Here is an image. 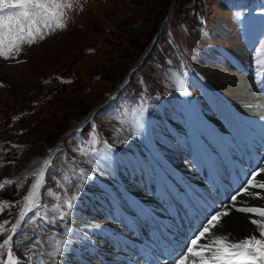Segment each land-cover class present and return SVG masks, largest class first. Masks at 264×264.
<instances>
[{
	"label": "rangeland",
	"instance_id": "obj_1",
	"mask_svg": "<svg viewBox=\"0 0 264 264\" xmlns=\"http://www.w3.org/2000/svg\"><path fill=\"white\" fill-rule=\"evenodd\" d=\"M171 3L172 0H81L83 10H79L78 6L77 11L68 13L66 29L57 31L30 47L24 46L15 59L0 58V68H6L7 73L6 76H0V83L4 85L0 87V208L3 209L0 211V224L4 221L12 223L16 221L23 209L19 200L23 201L30 188V185L28 186L30 179L32 182L30 173L38 168L45 158H52V167L46 173L44 189L41 191L47 203L41 199L40 203L46 205V209L39 211L40 215L46 211L48 217H54L57 206L70 195L76 193V199L78 198V193L88 182L90 175L88 173L92 170L97 171L95 168H100L101 162H105L107 167L114 170L113 166L118 165V157L123 153L121 163H124L127 173L117 171L116 174L119 179L121 177L126 179L129 175L134 176L138 169L128 164V157L142 155L146 160L149 158L142 152L137 142L140 141L142 146L154 148L157 153L154 158H157L159 164L164 162L162 156L169 155L167 148L172 151L176 147H171V142H176L175 145L180 143L179 137L174 136L171 128L160 126L164 118L175 122L173 114L176 118L175 113L179 112L178 99L181 96L178 93L181 88L175 83L173 73L183 74L186 71L187 75H190L186 80L188 84L186 88L193 95L197 96L202 89L199 90L198 83L192 79L194 72L186 60L180 59L169 36L162 35L158 38L160 42L156 44L159 46L154 54L146 51L151 43L149 40L169 19L166 15L173 7ZM189 3L186 0L185 6L187 7ZM192 3L193 1L190 7ZM215 7L216 18L210 27L211 33L209 34L210 30L208 33L203 32V38L196 35L191 19L184 22L175 21L172 27L184 44L192 65L199 67V74L209 85L212 84L211 86L217 89L222 97H227L230 102L234 99L241 102V105L233 109L242 112L246 109L244 107L246 102L255 101L252 98L250 100H241L236 96L232 98V90L227 86H220L221 81L213 72L215 69L222 71L231 69L230 61L225 52L221 53V49L232 52L241 43H245L248 48L254 50L264 43V4H258L251 13L246 11L240 13L232 2L225 13L218 4H215ZM176 12L177 7L174 13ZM222 14L224 16H220ZM241 14H251L246 27L247 39H244V35L246 37L247 35L243 30L245 22L242 23ZM174 20L176 18H173L172 22ZM246 42L251 45L248 46ZM145 51L148 56L143 65L135 69L133 78L125 83L129 70L136 65ZM62 71L67 72L66 76L70 83L64 85L54 83L55 86L52 87V83L48 81L49 74ZM241 75L238 71L233 76L223 77V81L237 82ZM121 83H125L124 86L114 93L117 85ZM181 90L185 98L187 95L183 89ZM255 90L263 91L261 88ZM221 101L228 114H233L224 105L229 103ZM159 102L163 104L157 108ZM142 104L146 111L141 113L138 109ZM95 106H98L96 111L81 125ZM162 112L167 113V116L162 115ZM147 114L158 121L160 119L153 131L158 139L156 144L147 139L148 136L143 132L142 123L138 119L141 115L143 116L141 122L142 119L145 121ZM237 116L240 120H254L251 114L235 115ZM179 120L181 123L185 122L183 118ZM88 121L90 122L86 124ZM129 125H133L132 130L128 129ZM189 126L190 122L178 130L188 131ZM71 127L74 130L62 142L61 135ZM94 134L98 142L91 144L88 156H81L77 149L82 145L89 148L86 142L92 140ZM159 134L169 136L172 141L166 138L162 140ZM14 145L18 147H13ZM202 157L200 156V159ZM70 159L85 173L83 180L79 181L78 191L74 187L68 191L62 186L68 184L62 180L64 175L70 178L71 185H76L79 179V169H75ZM93 160L98 165H91L90 161ZM153 161L155 159H152ZM103 177L105 178V175ZM6 180L11 183L4 184ZM167 186L164 185L165 188ZM108 194L114 196L110 190ZM82 201L81 207H86L85 200ZM5 204L10 207H4ZM76 206L75 204V210L68 218L71 219L70 223H76L73 217L77 222L80 221L75 213ZM66 224L64 221L45 223L32 213L21 225L29 239L25 240L21 236V248H15L19 250L18 253L24 255L23 245L32 243L33 239H40L42 242L48 241L43 243L47 249L44 246L43 248L50 250L49 240L53 236L62 237L66 245L71 234L69 229L73 227ZM64 226L66 233L68 229L66 235L65 230H59ZM6 227L10 228L11 223ZM54 230L57 231L55 235ZM5 238L6 235H0V243ZM15 240L16 238L14 245ZM3 258H6V255L0 257Z\"/></svg>",
	"mask_w": 264,
	"mask_h": 264
},
{
	"label": "bare ground",
	"instance_id": "obj_2",
	"mask_svg": "<svg viewBox=\"0 0 264 264\" xmlns=\"http://www.w3.org/2000/svg\"><path fill=\"white\" fill-rule=\"evenodd\" d=\"M168 18V17H167ZM168 27V25H167ZM167 29V28H166ZM233 51V50H232ZM239 52H242L243 57L239 56ZM235 54L238 57V61L236 63L231 64V69L226 70H219L215 69L213 74L221 81L220 86H227L229 89L232 90V98L240 97V99H248L252 98L255 102H246L245 105L246 109L242 112L235 111L233 109V105H240L241 102L239 101H231L233 104L224 103V105L229 108L233 114H228L227 110L223 108L221 105V100L216 96L215 98L219 100L216 103H213L212 106L217 108V111L221 112V115L225 114L224 122L228 123V121H232L235 119V115H252L254 121H258V125L262 128V132L259 134L261 140L263 141L264 145V91H256V86L251 78H261L262 76L250 74L253 70L252 61L250 62V55L249 52H245L242 47H237L235 49ZM262 61L258 64L260 65ZM208 70V69H207ZM240 72L241 78L238 77V81H230L224 82V78L226 76H233ZM212 72V71H211ZM6 68H0V76H6ZM236 77V76H235ZM199 83L204 85L202 79H199ZM118 88V87H117ZM115 88V91L117 90ZM182 90L179 89V92ZM219 105V106H218ZM215 108V109H216ZM223 111H221V110ZM231 116L230 120L228 119ZM187 119V118H185ZM249 120V119H248ZM252 120V119H251ZM247 121V120H246ZM246 121L241 120L244 128L246 127ZM186 122V121H185ZM185 122L181 124H185ZM170 127V126H168ZM133 125H129L128 129L132 130ZM128 130V131H129ZM127 131V134L129 132ZM218 131L213 129V133L216 134ZM198 133V132H197ZM197 134H195V138H191L190 142L191 145L196 144ZM180 139V135H178ZM247 137L250 141L254 142V138L251 137L250 134H247ZM182 143L175 145V142H171V147L176 146L172 149L171 154H176L182 160L179 163H176L175 168H179L182 170H190L194 174L198 175L197 167L194 164L188 163L186 158V154L189 153L187 149L186 143L187 140L182 138ZM243 143L245 141L241 139ZM180 142V141H179ZM209 144V143H208ZM259 144V150H263L264 146ZM144 151H146L143 148ZM153 149H151V158L154 159L156 154H154ZM251 151V149H250ZM148 153V150L146 151ZM257 154V152H254ZM125 156V155H124ZM127 156V155H126ZM203 156V153H202ZM260 157L259 154H257ZM221 156L219 155L218 158ZM231 162L233 160H230ZM161 162V161H160ZM264 162V157L258 163ZM153 167H149L150 175L153 174L155 181H158V174L163 177L164 180L168 181L167 177L160 172H155V161L152 162ZM163 163V162H162ZM164 164L165 163L164 161ZM161 166H164L163 164ZM171 170H176L172 167V164L167 165ZM208 167L210 164L207 165ZM137 168V167H136ZM98 171L92 170L90 171L88 182L83 187V189L78 193V198L75 201L76 211L75 213L80 218V221L77 222L73 217L74 222L70 224L73 225L72 229H70V236L67 238V244L63 251V255L61 257H57V264H91L85 256H93L95 253L99 255L98 251L101 249L102 251L108 253L112 256L111 261L114 264H129L128 261L132 260L131 264H165L166 260H169L170 257H163L159 258L151 254V252L146 248V250L138 249V242L143 240L144 235L137 237L135 235V231L133 230L137 226L140 227V232L142 231L145 223L144 214L145 208L147 207L149 211L154 216L153 218L158 221L159 227L161 225L167 224L170 217L174 214V211L177 208H185L187 205L181 203L178 198L176 197V192L172 189V186H167L166 188L162 186L160 189H157L155 184H150L149 181L140 182L139 176L143 174L142 166H138L136 175H129L128 177L132 178V180L124 179L121 177L120 179L117 178L116 180L111 178L109 175L103 177L104 175L100 171V168H95ZM120 172L127 173V170L124 168V163L120 164L119 170ZM170 174V173H169ZM231 172L227 173L223 168L218 165L212 169V172L209 174L208 178H202L200 176H192L191 179L194 182H198L201 185V190L196 191L191 182H184L183 184L179 183V181H183L181 177L178 179L179 186L186 192L193 196V204L195 201L201 198L204 194H208L210 189L209 181L216 183H221L223 186V196L220 195V202H223L224 199L228 201L229 196L233 194L234 190H232V182H230L226 178H232L230 175ZM149 175V177H150ZM172 175V174H170ZM264 175V174H262ZM174 176V175H173ZM202 176V174H201ZM237 177L238 184L241 186L242 182L248 178L245 173L241 171H237V173L233 176ZM157 179V180H156ZM119 180V182H117ZM154 181V180H153ZM165 181V182H166ZM207 181L205 184L204 182ZM154 189V194L150 192L152 188ZM104 188V189H103ZM150 188V189H149ZM109 190L114 194L111 196ZM136 190V191H135ZM169 190L171 191V197H169L170 201H164L162 197L168 195ZM250 191L254 193H258L259 195L255 197H249L247 194L244 196L238 197L236 202V207L241 206H261L264 205V200H261L259 197L264 196V189H250ZM127 192H131L127 193ZM221 191L212 192L211 195H219ZM83 200H85L86 207H81L83 205ZM226 203V202H225ZM102 205V206H101ZM202 211L206 213L203 207ZM173 209V210H172ZM106 212L108 215L104 213ZM118 212V213H116ZM252 216V214L247 213H238L233 208L231 210V214L229 217L224 218L222 224L225 225L227 230H230L232 235L235 239L239 240L245 238L249 234V226L250 221H248L247 217ZM252 218H258L252 216ZM189 220L185 221V223H180L179 220L169 221L170 228H178L185 236L190 237L192 235L193 226H189L187 224ZM193 222V221H192ZM69 224V226H70ZM254 227V226H251ZM133 228V229H132ZM215 231V230H214ZM68 234V229H67ZM178 234H180L178 232ZM108 236L113 237L116 241L113 242L115 245L110 246L106 242V238ZM241 236V237H238ZM14 251L17 254L18 250L14 247ZM139 253L140 255L145 256V261L137 259L134 257V254ZM47 258V257H46ZM99 258V257H98ZM100 259V258H99ZM127 261V262H126ZM30 264V262H28Z\"/></svg>",
	"mask_w": 264,
	"mask_h": 264
},
{
	"label": "snow or ice",
	"instance_id": "obj_3",
	"mask_svg": "<svg viewBox=\"0 0 264 264\" xmlns=\"http://www.w3.org/2000/svg\"><path fill=\"white\" fill-rule=\"evenodd\" d=\"M78 6L82 11L81 0H0V58L15 59L20 55L24 46L30 47L47 36L66 29L68 13L77 11ZM260 47L264 51V43H261ZM183 75L187 76V72L185 71ZM173 76L175 83L183 89L184 80L181 76L177 73H173ZM256 83L261 89H264V81L257 80ZM3 86L0 83V87ZM138 111L141 113L146 111L143 104ZM97 142L96 134H94L92 140L86 142L89 148L82 145L77 151L81 156H88L91 144ZM13 147L18 146L14 145ZM108 147L111 148L110 145ZM51 167L52 158H45L40 166L30 173L32 183L22 201L23 211L20 212L14 223L4 221L0 224V235H6V238L0 243V257L6 255V258L0 259V264H28L32 261H35V264H57L56 258L63 255L66 247L65 242L62 237L55 236L49 240L50 250L43 248L40 239H33L32 243L23 245V258L17 256L14 251V237L17 249L21 248V236L25 240L29 239L21 225L30 212L39 216L40 220L45 223L67 222L72 214L71 210L76 199L75 193L57 206L56 216L48 217L46 211L40 215L39 210L46 209V205L40 203L41 189L45 185L46 173ZM262 174H264V162L260 163L250 174H246L248 178L242 182L240 188L229 196L226 203L221 202L213 207L212 212L200 225L193 228L192 235L172 253L165 264H264V205L236 207L238 197L244 196V194L249 197L259 195L250 189H264V175ZM84 176L85 173L81 171L77 184L71 185L70 178L64 175L62 180L68 184L62 186L66 187L68 191H71L73 187L78 191L79 181L83 180ZM3 183L9 184L11 181L6 180ZM259 198L264 200V196ZM4 207H10V205L5 204ZM233 208L238 213H247L258 217H247L250 221L249 234L239 240L235 239L231 231L222 224L224 218L230 216ZM0 211L3 209L0 208ZM9 223H11V227L7 228L6 225ZM18 231L20 235H18ZM45 256L47 259L43 258Z\"/></svg>",
	"mask_w": 264,
	"mask_h": 264
},
{
	"label": "trees",
	"instance_id": "obj_4",
	"mask_svg": "<svg viewBox=\"0 0 264 264\" xmlns=\"http://www.w3.org/2000/svg\"><path fill=\"white\" fill-rule=\"evenodd\" d=\"M188 2H200L199 6L203 7V14L206 16V18H210L211 14L214 9V5L216 3V0H187ZM189 3V4H190ZM186 0H179L177 4V12L175 13V16L178 17L180 20H186V17L188 15V6H185ZM189 16V15H188Z\"/></svg>",
	"mask_w": 264,
	"mask_h": 264
},
{
	"label": "water",
	"instance_id": "obj_5",
	"mask_svg": "<svg viewBox=\"0 0 264 264\" xmlns=\"http://www.w3.org/2000/svg\"><path fill=\"white\" fill-rule=\"evenodd\" d=\"M175 2H176V0L173 1V4H172L173 8H174V6H175ZM173 8H172V9H173Z\"/></svg>",
	"mask_w": 264,
	"mask_h": 264
}]
</instances>
